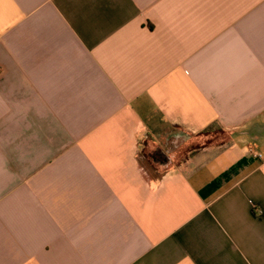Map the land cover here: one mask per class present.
Segmentation results:
<instances>
[{
    "label": "crops",
    "instance_id": "1",
    "mask_svg": "<svg viewBox=\"0 0 264 264\" xmlns=\"http://www.w3.org/2000/svg\"><path fill=\"white\" fill-rule=\"evenodd\" d=\"M0 264H264V0H0Z\"/></svg>",
    "mask_w": 264,
    "mask_h": 264
},
{
    "label": "rangeland",
    "instance_id": "2",
    "mask_svg": "<svg viewBox=\"0 0 264 264\" xmlns=\"http://www.w3.org/2000/svg\"><path fill=\"white\" fill-rule=\"evenodd\" d=\"M228 136L219 128H211L203 131L200 135L187 134L183 137L174 138L172 142L166 144H154L149 142L143 145V159L145 170L149 177H159L162 165H177L186 159L189 155L196 152L205 145L226 141ZM163 148L168 152L164 156Z\"/></svg>",
    "mask_w": 264,
    "mask_h": 264
},
{
    "label": "trees",
    "instance_id": "3",
    "mask_svg": "<svg viewBox=\"0 0 264 264\" xmlns=\"http://www.w3.org/2000/svg\"><path fill=\"white\" fill-rule=\"evenodd\" d=\"M143 159H145V154H143V152H142L141 155H140L139 161H140V164H141V166H142V169H143V171H144V173H145V176H146L147 178H158V177H149V176H148L147 171L145 170V167H144ZM159 176H160V175H159Z\"/></svg>",
    "mask_w": 264,
    "mask_h": 264
}]
</instances>
